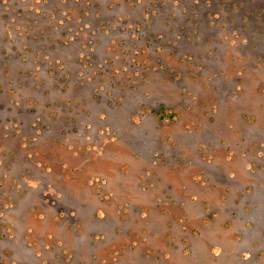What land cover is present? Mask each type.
Listing matches in <instances>:
<instances>
[{
	"label": "rangeland",
	"instance_id": "1",
	"mask_svg": "<svg viewBox=\"0 0 264 264\" xmlns=\"http://www.w3.org/2000/svg\"><path fill=\"white\" fill-rule=\"evenodd\" d=\"M0 264H264V0H0Z\"/></svg>",
	"mask_w": 264,
	"mask_h": 264
}]
</instances>
